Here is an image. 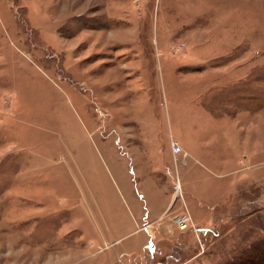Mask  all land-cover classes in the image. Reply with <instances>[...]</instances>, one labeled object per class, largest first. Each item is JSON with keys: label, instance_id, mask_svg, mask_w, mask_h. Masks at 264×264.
<instances>
[{"label": "rangeland", "instance_id": "1", "mask_svg": "<svg viewBox=\"0 0 264 264\" xmlns=\"http://www.w3.org/2000/svg\"><path fill=\"white\" fill-rule=\"evenodd\" d=\"M0 264H264V0H0Z\"/></svg>", "mask_w": 264, "mask_h": 264}, {"label": "crops", "instance_id": "2", "mask_svg": "<svg viewBox=\"0 0 264 264\" xmlns=\"http://www.w3.org/2000/svg\"><path fill=\"white\" fill-rule=\"evenodd\" d=\"M179 188L180 189H182V182H181V180H179ZM166 223H164L163 221H162V219L160 220V221H156L155 222V224L153 223V225H155L154 227H155V229H157V231H164L165 229V227L166 226H169V224L171 223V221H170V219H166V221H165ZM152 224H150V221H146V222H144L143 224H142V226L141 227H145L148 231H149V234H150V231L152 230ZM187 226H185L184 227V225H182V231L186 228ZM149 228V229H148ZM184 228V229H183ZM152 232H153V234H154V231L152 230ZM152 235V234H151ZM168 237H171V236H168Z\"/></svg>", "mask_w": 264, "mask_h": 264}, {"label": "built area", "instance_id": "3", "mask_svg": "<svg viewBox=\"0 0 264 264\" xmlns=\"http://www.w3.org/2000/svg\"><path fill=\"white\" fill-rule=\"evenodd\" d=\"M178 221H179V223H180V222H184V221H185V222H186V224H188V223H187V220H186V219H184V218H182V217H180ZM187 228H188V227H187ZM187 228H186L185 230H187ZM185 230H184V231H185Z\"/></svg>", "mask_w": 264, "mask_h": 264}, {"label": "bare ground", "instance_id": "4", "mask_svg": "<svg viewBox=\"0 0 264 264\" xmlns=\"http://www.w3.org/2000/svg\"><path fill=\"white\" fill-rule=\"evenodd\" d=\"M178 187H179V186H178ZM167 220H168V219H167ZM165 221H166V219L163 220L164 223H166ZM184 224H185V223L182 222L181 225H184ZM185 226H186V225H184V227H185ZM187 227H188V226H187ZM187 227H186V228H187ZM186 228H185V229H186ZM183 229H184V228H183ZM185 229H184V230H185Z\"/></svg>", "mask_w": 264, "mask_h": 264}]
</instances>
